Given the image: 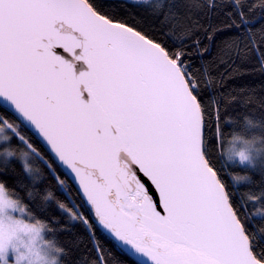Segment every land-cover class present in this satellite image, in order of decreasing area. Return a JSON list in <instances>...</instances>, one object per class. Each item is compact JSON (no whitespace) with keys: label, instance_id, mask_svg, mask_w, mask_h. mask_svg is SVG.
Segmentation results:
<instances>
[{"label":"snow or ice","instance_id":"snow-or-ice-1","mask_svg":"<svg viewBox=\"0 0 264 264\" xmlns=\"http://www.w3.org/2000/svg\"><path fill=\"white\" fill-rule=\"evenodd\" d=\"M134 6L0 0V264H264V81L229 83L264 75V0ZM243 93L261 111L225 132Z\"/></svg>","mask_w":264,"mask_h":264},{"label":"trees","instance_id":"trees-1","mask_svg":"<svg viewBox=\"0 0 264 264\" xmlns=\"http://www.w3.org/2000/svg\"><path fill=\"white\" fill-rule=\"evenodd\" d=\"M129 4V9L133 13L140 11L143 12L145 10V7L137 8L134 6V2L127 1ZM248 67H253L252 65H248ZM262 81H264V75L260 73H254L251 75H245L242 77L237 78L234 81H230V84H234L236 86H241L243 84H248L250 86H257ZM248 95V93L240 94V97L237 101L234 102V104L229 108V115L237 122L236 124H227L225 126V132H232V131H240V128L244 125V118L245 116H248L250 118H254V116H258L261 109L258 105L248 103L245 104L244 97ZM257 95H264V91H257ZM255 122V120H254ZM250 138V137H248ZM228 139H231V135L228 136ZM40 143H36V147L43 151V149L40 147ZM11 147L16 149H23L22 143L18 142L15 138L11 141ZM34 166L42 167L43 162L37 158L36 160L32 161ZM230 171L243 174L244 169L239 167H230ZM9 183L12 185V182L14 179H22L29 187H31L30 178L27 176V174L23 170L22 162L18 158H13L11 161V168L9 169ZM46 183V182H45ZM37 187L43 188L44 183L38 184ZM242 187V186H241ZM67 190L64 189L57 190L56 188H53V191H56L57 195L61 197L62 200H64L65 203H68V205L71 207L73 204H79V199L76 197L75 193L73 192V185L69 182V184L66 186ZM18 192H20L21 196H25L26 189L16 188ZM67 192H73L72 196L69 197L67 195ZM25 202H28L27 199H25ZM249 211L255 212L254 208H250ZM54 213L55 216L60 218V223L65 224L68 223L67 220V213L62 212L58 207H54ZM88 214V212H87ZM43 215H47L46 213ZM53 227H58L54 222H52ZM73 226L75 229H77V234H83L85 229L83 225L79 224L78 222H73ZM100 233V239L103 240L106 244L113 247L114 254L119 257L121 255V252L118 247L115 246V243L111 241L103 232L99 230ZM73 234L71 233H65V232H56V233H49V237L52 238L55 236L61 243H65L66 237L71 236ZM74 239V236H73ZM83 247V246H81Z\"/></svg>","mask_w":264,"mask_h":264},{"label":"clouds","instance_id":"clouds-1","mask_svg":"<svg viewBox=\"0 0 264 264\" xmlns=\"http://www.w3.org/2000/svg\"><path fill=\"white\" fill-rule=\"evenodd\" d=\"M21 250L23 251V248ZM42 255L46 257L48 264H59V256L54 251V246L42 244Z\"/></svg>","mask_w":264,"mask_h":264},{"label":"water","instance_id":"water-1","mask_svg":"<svg viewBox=\"0 0 264 264\" xmlns=\"http://www.w3.org/2000/svg\"><path fill=\"white\" fill-rule=\"evenodd\" d=\"M57 51H62L61 49H57ZM82 68H85L86 69V65H83V63L81 62L80 64L77 65V71L81 70ZM85 98H87V94L85 93ZM40 144H42V141L39 142ZM70 175V173H69ZM72 184V182H70ZM150 183V182H149ZM88 212V215H92L91 213V210H87ZM99 227V226H98ZM101 232H103V230H100ZM104 233V232H103ZM110 240H111V237H109L107 235V233H104ZM112 241V240H111ZM114 242V241H113ZM115 243V242H114Z\"/></svg>","mask_w":264,"mask_h":264},{"label":"rangeland","instance_id":"rangeland-1","mask_svg":"<svg viewBox=\"0 0 264 264\" xmlns=\"http://www.w3.org/2000/svg\"><path fill=\"white\" fill-rule=\"evenodd\" d=\"M127 1L135 2V0H127ZM0 144H2V142H0ZM22 146L25 147L23 144H22Z\"/></svg>","mask_w":264,"mask_h":264}]
</instances>
